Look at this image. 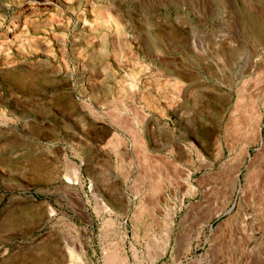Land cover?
I'll return each instance as SVG.
<instances>
[{
	"label": "rangeland",
	"instance_id": "rangeland-1",
	"mask_svg": "<svg viewBox=\"0 0 264 264\" xmlns=\"http://www.w3.org/2000/svg\"><path fill=\"white\" fill-rule=\"evenodd\" d=\"M0 264H264V0H0Z\"/></svg>",
	"mask_w": 264,
	"mask_h": 264
}]
</instances>
